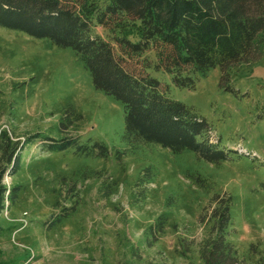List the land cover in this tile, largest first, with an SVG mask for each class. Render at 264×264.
I'll return each instance as SVG.
<instances>
[{"label": "rangeland", "instance_id": "1", "mask_svg": "<svg viewBox=\"0 0 264 264\" xmlns=\"http://www.w3.org/2000/svg\"><path fill=\"white\" fill-rule=\"evenodd\" d=\"M150 73L207 122L225 159L128 146L122 104L72 50L0 27V132L30 138L2 180L16 197L0 213V264H200L214 196L229 198L238 256L254 264L264 252V49L224 84L219 67L191 89Z\"/></svg>", "mask_w": 264, "mask_h": 264}, {"label": "trees", "instance_id": "2", "mask_svg": "<svg viewBox=\"0 0 264 264\" xmlns=\"http://www.w3.org/2000/svg\"><path fill=\"white\" fill-rule=\"evenodd\" d=\"M0 27L72 50L94 88L122 104L128 146L155 144L173 154L189 150L214 164L225 155L207 122L169 99L167 85L150 71L191 89L193 76L219 67L224 84L231 68L262 55L264 0H0ZM29 139L0 132V213L16 197V188L2 185L3 177L16 173ZM71 143L51 146L63 150ZM229 202L214 196L215 207L199 219L211 223L198 246L200 264H251L227 241ZM254 264H264V252Z\"/></svg>", "mask_w": 264, "mask_h": 264}]
</instances>
